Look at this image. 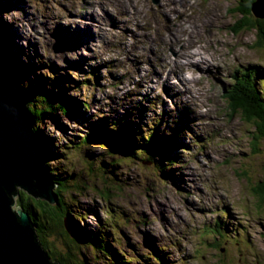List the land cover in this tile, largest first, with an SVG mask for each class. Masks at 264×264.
<instances>
[{"label": "rangeland", "instance_id": "374dc122", "mask_svg": "<svg viewBox=\"0 0 264 264\" xmlns=\"http://www.w3.org/2000/svg\"><path fill=\"white\" fill-rule=\"evenodd\" d=\"M238 4L237 0H185L173 9L166 0L159 4L153 0H0V33L5 35L11 66L20 70L22 85L62 92L90 106L75 118L46 115L37 125L51 140L49 145L58 147L59 159L52 168L59 175L69 174L70 185L85 182L90 163L103 152L100 145L77 150L90 124L109 113L122 115L129 103H143L147 98L159 102L152 112L125 117L130 124L121 120L137 131V142L144 137L141 131L152 133L146 131L148 120L162 114L167 130L162 136L183 133L181 146L173 147L177 163L164 165L165 174L138 158L121 163L117 174L123 183L109 196L103 193L108 185L94 182L88 188L64 190L65 205L83 234H94L101 248L118 253L111 257V252L86 244L76 249L78 264H118L120 260L128 264H264V207L259 208L249 187L259 182L264 155L253 154L254 127L231 112L222 90V83L232 81L235 67H255L257 83L264 86V50L255 46L256 31L232 32L241 20L235 12ZM186 21L192 23L190 31L179 30ZM126 27L131 34H126ZM175 32L185 41L183 46L175 43ZM135 48L142 61L131 52ZM195 55L200 62L206 60L202 67L188 65ZM169 58L179 59L178 67L189 79L190 91L184 95L189 109L181 105L180 93L162 84ZM95 68L100 72L95 73ZM154 69L156 79H152ZM116 70L119 79L114 76ZM171 75L173 83L186 86ZM145 85L150 91L135 97V91H144ZM38 102L41 108L43 103ZM117 124L123 129L121 122ZM92 154L94 158H89ZM41 202L48 209L54 207ZM53 224L46 241L63 254L65 235ZM100 238L104 242L99 243ZM155 250L165 257L162 261H155Z\"/></svg>", "mask_w": 264, "mask_h": 264}, {"label": "trees", "instance_id": "16d2710c", "mask_svg": "<svg viewBox=\"0 0 264 264\" xmlns=\"http://www.w3.org/2000/svg\"><path fill=\"white\" fill-rule=\"evenodd\" d=\"M238 7L235 12L241 16V20L236 23L232 32L238 35L244 30L256 31V48L264 50V19H258L254 16L252 11L254 3L257 0H237ZM1 26V25H0ZM1 29V28H0ZM3 34V33H2ZM3 36H5L3 34ZM7 44V43H6ZM10 52V51H9ZM8 52L9 57H12ZM12 59V58H11ZM14 70L20 72L18 68L13 64ZM256 72L254 69L245 71L242 74L234 75V83L226 89L224 98L229 102L231 112L245 118L247 123L252 124L254 132L250 134V145H252V152L254 155H264V92L257 86ZM19 79V87L22 93L27 97L29 101V113L32 119L33 128L36 132L38 139L41 143L42 152L46 156V166L48 173L52 180L58 185L56 189L58 203L51 209L46 208V204L41 201L35 200L29 197L24 192H20L18 197V205L22 207L31 217L33 223L37 229V235L40 239L44 250L51 258L52 261H57L60 264H78L76 257V249L79 250L80 246L96 245L101 248L97 242H95L94 234L86 232L83 234L78 224L73 218L71 211L67 209L65 205V193L68 186L71 188H88L87 184L94 182L95 184L108 185L106 191L103 192L108 196L118 189V184L123 183L119 179L117 170L121 166V163L127 162L134 163L135 159L141 158V162L146 164H152L159 173L165 174L166 168L164 165H173L177 163L176 155H174L173 147L179 144L178 141L172 139L170 141L161 140L157 141L155 133H150L146 137L140 138L137 142V132L133 127L129 128L130 122L126 120L124 116L117 113L115 116L110 117L112 123H108V118H97L89 126V131L83 136L77 150L88 149L89 146L103 150L100 153L101 156L106 159L98 158L93 159L91 165H89L88 172H86V181H78L75 184L70 185L71 176L63 173L59 175L57 171L52 168L55 160L59 159L58 147H51L49 144L51 140L39 131L37 125L46 115H55L61 113L68 115L71 118L78 117L84 114L90 106L87 102H81L80 100L65 95L62 92L54 93L52 89L42 91L40 89H33L28 86L22 85ZM38 100L43 105L41 108H37ZM109 119V120H110ZM121 120H126L129 124L123 123ZM123 124V129L119 127V123ZM134 122V121H133ZM136 123V122H135ZM134 126V125H132ZM136 126V125H135ZM50 141V142H49ZM96 145V146H95ZM180 146V144H179ZM94 158V154L91 155ZM163 166V167H162ZM97 169V171L95 170ZM243 176L245 172L242 173ZM256 178V177H255ZM95 180L97 182H95ZM259 182H255L249 185L252 195L258 200L259 208L264 207V165L262 166V173L257 177ZM249 181V180H248ZM93 186V192H97ZM100 194V192H99ZM101 195V194H100ZM97 196V195H96ZM107 196V197H108ZM66 206V210L62 206ZM56 217V218H54ZM55 223L59 227V233H64V242L67 246V250L63 254L53 251L46 241V237L50 236L52 227L51 222ZM68 219L71 223L74 234L70 236L68 232L64 231L65 220ZM54 225V224H53ZM50 228V231H49ZM62 236V235H59ZM99 243L104 242L102 238L98 239ZM111 247L110 245H108ZM102 250L107 254L111 252V257H116L118 253L114 252L110 248L102 247ZM153 257L156 262L162 261L165 257H160V252L156 250L153 252ZM113 259V258H110ZM88 264V263H86ZM118 264H128L120 260Z\"/></svg>", "mask_w": 264, "mask_h": 264}, {"label": "water", "instance_id": "95a60500", "mask_svg": "<svg viewBox=\"0 0 264 264\" xmlns=\"http://www.w3.org/2000/svg\"><path fill=\"white\" fill-rule=\"evenodd\" d=\"M252 11L264 19V0H257ZM11 63L0 33V264H60L48 256L30 215L18 205L20 192L56 205L58 185L48 173L29 101ZM67 221L65 230L72 235Z\"/></svg>", "mask_w": 264, "mask_h": 264}, {"label": "bare ground", "instance_id": "6f19581e", "mask_svg": "<svg viewBox=\"0 0 264 264\" xmlns=\"http://www.w3.org/2000/svg\"><path fill=\"white\" fill-rule=\"evenodd\" d=\"M167 1V3H168V7H171V6H174L173 7V9H177L176 8V6H182L183 5V3H184V1L185 0H166ZM203 3V2H202ZM197 10H199V9H197ZM75 12V11H74ZM83 12V11H82ZM193 12H194V10H193ZM197 12V11H196ZM199 15V14H198ZM80 18V17H79ZM186 18V17H185ZM214 18V17H213ZM74 20V19H73ZM185 20V19H184ZM82 22V21H81ZM74 23V22H73ZM97 23V26H96V28H97V32H98V22H96ZM201 23V22H200ZM190 24H192L191 22H187V23H185L184 25H185V27H184V25H183V27L182 26H179V30H181V28H185V29H182L183 31H188L190 28H191V25ZM189 28H188V27ZM149 29H151V27L149 28ZM150 31V30H149ZM166 31V30H165ZM190 31V30H189ZM95 32V31H94ZM125 32H126V34H131V31H130V28H125ZM176 34L174 35V37L176 38V40H177V42H178V44L179 45H181V46H183L184 45V42L185 41H183L182 39H180V35H178L177 34V32H175ZM194 33V32H193ZM187 34V33H186ZM91 34L89 33V36H90ZM201 35V34H200ZM184 38H185V36H184ZM195 43V42H194ZM6 48H7V51L9 52V49H8V47H7V44H6ZM10 53V52H9ZM200 56L199 55H195V56H193V57H191L189 60H188V64L189 65H200L201 67H202V64H204L205 62H206V60L204 59V58H202V60H201V62H200ZM143 59L141 58V60L140 61H142ZM145 60L147 61V62H149L150 64H154V62L153 61H151V59H149V58H145ZM113 65H114V63L113 62H111L110 63V67L111 68H113ZM11 69H13V67H11ZM195 69L196 68H194V69H192V71H195ZM13 71H15L14 69H13ZM154 71H156V69H154L153 70V77H152V79H156V76H155V73H157V72H155L154 73ZM16 72V71H15ZM171 73L173 74V75H176L178 78H179V82L180 81H182L187 87H188V85H189V82H187V80L189 81V79H187L186 77H185V75L183 74V73H181L180 71H179V69L178 68H176V67H173V68H171ZM116 75V78L118 77L117 75H119V71L118 70H116L115 71V73H114V76ZM166 77V76H165ZM259 77L258 76H256V79H258ZM117 79H119V78H117ZM142 84H143V82H142ZM162 84L164 85V87L165 88H171V89H173V90H175V91H177L178 93H180L181 94V96L179 97V99H180V101H181V105H183V107H185V109H189L190 108V105H189V100L187 99V98H185L184 97V95L186 94V91H187V88L185 87V86H183V87H180L178 84H175V83H173V81H172V79L171 78H168V77H166L164 80H162ZM149 85L151 86V84L149 83ZM146 91V92H145ZM138 94L142 97V96H145L147 93H148V91L145 89L144 91H142V90H138ZM163 101H164V99H162ZM165 102V101H164ZM184 109V110H185ZM186 111V113H188V111L189 110H185ZM190 112V111H189ZM152 129V128H151ZM181 135V133L180 132H178V136H180ZM182 136V135H181ZM170 137H173L172 135H170ZM160 140H162L161 138H159ZM159 139H158V141H159ZM72 227V226H71ZM73 230V229H72Z\"/></svg>", "mask_w": 264, "mask_h": 264}]
</instances>
